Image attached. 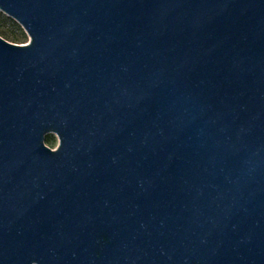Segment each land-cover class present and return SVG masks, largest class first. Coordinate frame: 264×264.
Instances as JSON below:
<instances>
[{
	"label": "water",
	"instance_id": "obj_1",
	"mask_svg": "<svg viewBox=\"0 0 264 264\" xmlns=\"http://www.w3.org/2000/svg\"><path fill=\"white\" fill-rule=\"evenodd\" d=\"M0 10V264H264V0Z\"/></svg>",
	"mask_w": 264,
	"mask_h": 264
},
{
	"label": "rangeland",
	"instance_id": "obj_2",
	"mask_svg": "<svg viewBox=\"0 0 264 264\" xmlns=\"http://www.w3.org/2000/svg\"><path fill=\"white\" fill-rule=\"evenodd\" d=\"M0 29L1 31H4L7 35H9V37H11L8 39L9 41H12V37H17L18 40H16L17 42L15 43L26 44L30 42V37L25 32L23 27L14 18L10 17L8 14H6L1 10H0ZM52 139L53 137L47 136L46 143L50 147L56 148L59 144V140L57 137L56 140L54 139L52 140Z\"/></svg>",
	"mask_w": 264,
	"mask_h": 264
},
{
	"label": "trees",
	"instance_id": "obj_3",
	"mask_svg": "<svg viewBox=\"0 0 264 264\" xmlns=\"http://www.w3.org/2000/svg\"><path fill=\"white\" fill-rule=\"evenodd\" d=\"M0 35L3 36V37H7L6 39L11 38V37H9V35H7L4 31H1V29H0ZM16 40H18L17 37H12V41L17 42ZM49 141H50V140H49Z\"/></svg>",
	"mask_w": 264,
	"mask_h": 264
},
{
	"label": "flooded vegetation",
	"instance_id": "obj_4",
	"mask_svg": "<svg viewBox=\"0 0 264 264\" xmlns=\"http://www.w3.org/2000/svg\"><path fill=\"white\" fill-rule=\"evenodd\" d=\"M47 136H51V137H53L54 140H56V137H57V135L54 134V133L48 134ZM57 138H58V137H57ZM53 139H52V140H53ZM58 140H59V139H58ZM51 143H52V142H51ZM58 145H59V144H58ZM57 147H58V146H57ZM57 147H56V148H57ZM51 148L56 149V148H54V147H51Z\"/></svg>",
	"mask_w": 264,
	"mask_h": 264
}]
</instances>
